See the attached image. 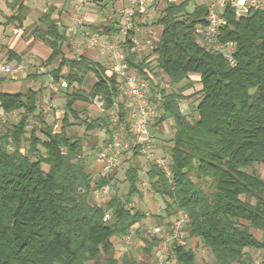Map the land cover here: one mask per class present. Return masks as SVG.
<instances>
[{
  "label": "trees",
  "instance_id": "16d2710c",
  "mask_svg": "<svg viewBox=\"0 0 264 264\" xmlns=\"http://www.w3.org/2000/svg\"><path fill=\"white\" fill-rule=\"evenodd\" d=\"M21 1L6 3L11 9L18 6L6 17L7 23L21 22ZM192 2L165 1L157 9L151 23L159 24L161 31L153 61L146 63L147 56L130 51L129 41L123 50L140 75L163 73L172 88L177 86L167 92L158 83L151 85L149 100L158 115L154 125L168 122L173 128L166 149L171 179L155 162L149 163L146 178L154 194L167 199L168 217L177 209L187 213L190 221L185 229L200 238L212 255V264H254L246 249L264 248V239L252 233L258 230L264 235V178L256 171L257 165H264V12L243 16L226 12L228 25L222 40L236 44V65L231 67L220 54L197 45L194 28L204 22L206 9L197 4L189 10ZM53 11L50 7L43 13L39 18L43 27L32 30L52 49L46 64L61 54L68 39ZM115 24L107 20L91 28L110 34L117 30ZM7 54V60H21L14 52ZM90 72L94 82L86 91L82 84ZM192 75L198 76L201 88L192 93L199 95L195 112L185 114L180 103L191 96L185 92L192 87ZM59 76L68 87L58 129L38 110L37 91L0 92L2 112L19 111L17 121L4 122L0 130V264H141L128 254L117 260L111 240L133 231L145 217L128 206L141 193L139 145L132 148L124 172L125 198L116 191L99 205L91 201V193L110 179L93 180L82 156V138L67 130L72 117L85 130H103L106 146L123 125L125 137L132 141L129 99L115 74L106 75L103 64L85 56L63 57L53 70L54 80ZM95 97L102 101L104 114L82 118L78 103L90 104ZM115 103L114 123L109 113ZM105 212L110 213L109 220L103 219ZM145 243L150 253L157 240L145 239ZM172 251L173 264H207L189 248L174 246Z\"/></svg>",
  "mask_w": 264,
  "mask_h": 264
},
{
  "label": "built area",
  "instance_id": "2783aa9c",
  "mask_svg": "<svg viewBox=\"0 0 264 264\" xmlns=\"http://www.w3.org/2000/svg\"><path fill=\"white\" fill-rule=\"evenodd\" d=\"M28 0H22L26 2ZM35 2H45L48 0H32ZM121 6L110 16L116 21V31L110 34L95 33L89 29L82 32V38L79 42H74V51L77 56H81L86 50H94L101 55H105L109 61L108 71L110 75L115 74L121 84L120 90L129 99L128 117L130 120V132L133 140H127L123 133V125L119 126V131L113 135L110 143L104 146L95 154V163L99 168L101 177H110L120 165L122 152L131 150L139 145L140 154L147 159L153 160L159 167L162 168L166 177L171 179V172L167 160L162 158H154V134H152L151 120L156 116V110L152 102L149 100L151 85L160 84L163 87L169 86V78L161 73L157 78L151 74L147 76L140 75L136 69L130 66L126 58V53L123 51V45L126 41L132 44V49L137 51L152 50L155 47L153 38H149L156 33L150 27V24L141 25V17L150 18L155 3L158 0H120ZM166 2H182L184 0H165ZM206 16L204 22L198 23L194 28L197 45L204 51L209 53H217L224 57L229 66L234 67L236 61L234 53L236 44L232 41L222 40V30L228 25L226 12L234 11L237 16H243L251 11L264 12V0H207L204 4ZM80 6L74 7L72 22L66 28L69 33H75V25L80 22L81 15L79 12ZM161 31V30H160ZM148 34V36H144ZM142 35V36H140ZM154 38H158L154 36ZM156 54L153 53V58ZM27 72V65L18 63L12 65L6 61H0V78L4 75ZM54 80V79H53ZM58 87L67 88L68 82L64 78L58 79ZM54 81L49 82L52 87ZM93 104L102 110V101L95 97ZM51 108V104L41 105L40 110L47 112ZM118 105L115 103L112 111L109 113L110 118L115 123L116 110ZM6 115H1V122L6 121ZM83 156V155H82ZM145 184V182H142ZM98 191L100 202H106L110 195V186L103 185ZM109 195V196H108ZM103 203V204H104ZM102 205V204H99ZM104 220L110 219V213L105 212ZM190 219L183 209L175 210L166 220L159 224L145 226L146 233L150 238H155L157 243L153 250V255L147 264H173L175 263L172 248L174 246H182L193 250L205 252L206 248L203 244L197 245V237L189 235L185 227ZM122 237V240L128 241L130 233Z\"/></svg>",
  "mask_w": 264,
  "mask_h": 264
},
{
  "label": "crops",
  "instance_id": "0c3cea01",
  "mask_svg": "<svg viewBox=\"0 0 264 264\" xmlns=\"http://www.w3.org/2000/svg\"><path fill=\"white\" fill-rule=\"evenodd\" d=\"M65 1L66 0H48L45 3L44 2L43 3L42 2H35L32 0L31 1L28 0L26 2L21 1V4L24 6V11L22 14L21 22L20 23H18V22L7 23L6 17L13 14L18 6L15 7L14 9H11L6 4L7 2H10V0H0V15L3 12H6L5 11L6 9L9 12V15H7L5 17V21L3 22V24L0 23V61H6L9 63H11V61H12V63H11L12 65H16L18 63H24L25 61H26V63H34L35 60H43L45 62L47 57L50 55L52 49L45 42H43L41 39L36 37V35L34 33H32V30L37 25L40 27H43L39 23V18L43 13H46L50 7H54V11L52 12V17L55 19H58V23H60L61 29L64 28L66 31V34L68 35V39L62 45L61 54L58 55L57 58L53 62H51L50 64H46V62H45V64L47 65L46 67H42L40 65L41 67L38 68V70L33 71V72H30L29 70H27V72H24V73H15V74L4 75L3 77L0 78V92L14 93V92H25L28 89H33V90L37 91V99L39 97H45L46 94L49 95L48 96L49 98H52V95H55V96L59 95V91L61 88L58 87L57 82H55L56 80H53L54 85L52 87L49 86V82H50L49 80L54 78L53 77V70H55L59 66L63 57H65V58H78L79 57L75 54L73 45H74V42L76 43V42H79L81 40L82 32L84 30L89 29L95 33L100 34V33H102V31H99L100 29L95 30V29H92L91 26L92 25H98L99 26L101 24L106 23V20H105L106 18H102L99 20V18L97 19L96 16L91 17V15H90V17H89V13L84 12L86 15V18L82 14V16H83V17L81 16L82 19H80V22L77 25H75V29H76L75 33H69L66 30V28L72 22V15H69L67 13V8H65L66 10L60 9V7L62 5H64ZM90 1L91 0H72L71 3L74 4L72 6H75L76 4H79V3L81 5V2H82L81 9L84 10L83 7H85L86 4H87V6L92 5V4H90ZM94 1H95V3H97L99 5H105V6H103L104 10L110 7V5H109V7H108V5H106L107 0H94ZM110 3H112L115 6L114 11H116V9L119 6H121L122 2L120 0H111ZM28 11L32 12L31 13L32 16L30 18H28V20H27V16H28L27 12ZM3 15H5V14H3ZM141 18L143 19V20H140L141 25H143L145 23L150 24V27H152L153 31L159 33V30H161V26L158 24L157 28H154V26L152 25L154 23H151L152 21H154V15L150 18H147V17H141ZM96 21H98V22H96ZM143 21H145V23ZM8 51L14 52V53H16V55H19L21 60L20 61H16L15 59H13L11 61L7 60V57H8L7 52ZM130 51L134 52V49H132V47H131ZM81 56L88 57L92 60H95V61L103 64L105 66V74L110 76V72L108 71L109 61L105 55H101V54L97 53L96 51L90 49V50L84 51ZM126 56H127V54H126ZM142 56H145V55H142ZM153 59H154L153 53H151L149 56H147L146 62L151 61ZM54 64H55V66H54ZM62 72H65V69ZM195 76L196 75H192L190 77L196 81H199L198 76H196V77ZM87 78H89L90 82L87 83V80H85L84 84H82V88L86 91H88L90 89L91 85L94 82L92 72L89 73ZM57 81H58V79H57ZM25 83H27V84H25ZM87 84H89L88 88H87ZM22 85H25L28 88L26 90H22L23 89V88H21ZM42 86H43V89H40V88H42ZM200 88H201V86H200ZM39 89L42 91H39ZM192 91H193V87H190L189 89L186 90L185 93L187 95H189V93H191ZM78 104L88 105L87 103H78ZM37 108H38V110H40L38 104H37ZM1 111L2 110L0 109V112ZM167 127H168L167 124L164 122L162 124H159V127H155L154 125H152L151 130L156 135V137L159 138V136L157 135L158 133L156 132L158 130V128L164 129V131H167L168 130ZM58 128L55 127V129H58ZM169 145H170V143H169ZM260 166L263 167L264 165L261 164ZM260 174L264 178L262 173H260ZM143 194H144V197L142 196V193L139 194L140 198L138 197V200H139V204L141 205V207H144V209L142 208V212L145 214V217L140 223H137L134 225L133 231H132V236L136 237L137 241H139V243H141L140 245L143 248L144 258H140V259L142 261H143V259H145L146 263H149V261L152 258L153 250H154L155 246H153L150 253L146 252L145 239H149L150 237L146 233L145 225L146 224L147 225L148 224H159V223L163 222L164 220H166V212H165V208H163V206L160 205V203H158L157 201L154 202V205L156 207L155 211L151 208H149V209H151V211L147 210V207H150L153 205L154 200L149 197L147 192L145 193V191H144ZM141 196H142V198H141ZM154 199H155V197H154ZM138 200H137V202H138ZM144 205H146V208ZM255 232H257L259 234V236H257L255 234ZM252 233L254 234V236L257 239H264V235L262 234L261 231L253 230ZM121 239H122V237H119V236H113L111 238L114 247L116 246L114 241L115 240H121ZM149 240H151V239H149ZM196 241H197V245L202 244V241L200 240L199 237H197ZM134 243H136V240H134ZM118 245H119V252L117 251V248L115 247L114 257L117 260H120L121 257L123 256V254H130V253L126 249H124L123 246H121V242ZM130 250H131V247H130ZM255 251H257L259 253V255L264 258V248L256 249ZM234 264H236V263H234ZM261 264H264V261H262Z\"/></svg>",
  "mask_w": 264,
  "mask_h": 264
},
{
  "label": "rangeland",
  "instance_id": "374dc122",
  "mask_svg": "<svg viewBox=\"0 0 264 264\" xmlns=\"http://www.w3.org/2000/svg\"><path fill=\"white\" fill-rule=\"evenodd\" d=\"M29 1H31V0H29ZM71 1L72 0H66L64 2V5H62L60 7V9L66 10L65 8H67V13L69 15H71V12L73 13V11H74L73 10L74 7L79 5L80 6V9H79L80 15L82 16V14H83V16L85 18H86V15L84 12H87V13H89V17L91 15V17L96 16V18L97 19L99 18V20L102 18H106L105 19L106 21L107 20L115 21L113 18L111 19L109 17L114 13V10H115V6L112 3H110L111 0H107L106 5H108V7L110 5V7L105 9V10L103 8V6H105V5H99V4L95 3L94 0L90 1V4H92V5L87 6V4H86L87 7L86 6L83 7L84 10L81 9L82 2H81V5L79 3V4H76L75 6H72L74 4L71 3ZM192 1L193 2L190 3V5H189V10H191L194 5L204 4L207 0H192ZM45 2H47V1H45ZM164 2H165V0H158L157 4L155 5V7L153 8V11H152V14H154V16L156 14H158L157 9L158 10L161 9L164 5ZM5 11L6 12H3L0 15V21H1L0 23H2V24L5 21V17L7 15H9L8 10L6 9ZM31 13L32 12H30V11L27 12V15H28L27 20H28V18H30L32 16ZM3 14H5V15H3ZM96 22H98V21H96ZM152 25L154 26V28H157V26H158V24H152ZM153 32L156 34H154L153 36H152V33L149 34V38H153V42L156 43L158 38L156 39V38H154V36L158 37L160 30H159V33L155 32V31H153ZM140 36H142V35H140ZM144 36H148V34H145ZM125 49H128L127 43L123 45V50H125ZM134 52L138 53L141 57H145V56H149L152 53V50H146V51H142V52L134 50ZM142 55H145V56H142ZM11 63H12V61H11ZM146 63H149V62L147 61ZM24 64L28 65L27 70H29L30 72L38 70V68H40L41 66L42 67L47 66L43 60H35L34 63H26V61H25ZM54 66H55V64H54ZM159 75L160 74L156 75L155 77L157 78ZM61 77L62 76H59L58 79H60ZM62 78H64V77H62ZM53 79H51V80L53 81ZM189 79H191L193 81L192 82L193 91L191 93H189V94H191V96H189L187 99H183L180 103V108H181L182 112L185 114L195 112L194 110H195V106L197 104L199 95L196 93L195 94H192V93L198 91L200 89V86H201L199 81H196V80L192 79L191 77ZM51 80H49V81H51ZM86 80H87V83L90 82L89 78H87ZM186 82L187 81H184L183 83H186ZM164 83H165V79H164ZM164 83L162 84L163 85L162 88L165 89L167 92H169L171 90H177V86L172 88L171 84L169 86H164ZM25 84H27V83H25ZM160 84H158V85L161 87ZM88 86H89V84H87V88H88ZM21 88H23L22 90H26L28 87L25 85H22ZM40 89H43V86ZM40 89H39V91H42ZM64 92H65V88L64 89L61 88L59 91V95H56V96L52 95V98H49L48 97L49 95L46 94L45 97H39L37 99V104L39 105V109H40L41 105L51 104L50 110L47 112H43V113L45 115V121L49 124H53L57 128L60 127V125H61V122H62L61 120H62V117L64 115V111H65L64 110L65 109L64 108V104H65ZM126 102H127V100H126ZM152 104L155 107L156 116H158L156 105L153 102H152ZM78 111H79V115L82 118H87L89 120L94 119L96 117H100L104 114L103 111L93 103H90L88 105L79 104ZM3 114L4 113L1 111L0 112V119H1V115H3ZM18 115H19V111L8 114V115H6L7 116L6 121H4V122H9V123L16 122L18 119ZM156 116L151 120V125L155 124ZM69 121L72 124H71V126L68 127L67 130L70 134H74V135H77L78 137L82 138L83 146H84L83 147V158L85 159L87 169L91 173L93 180L96 181L101 177V175L99 174V168L97 167V165L95 163V154L97 151H99L104 146V140L107 139V136L103 130H99V129L85 130L84 126L79 125L78 122L76 120H74L72 117H69ZM4 122L0 121V130H1V126H2V124H4ZM166 124L168 126L167 131H164V129H159V128L156 131L158 133L157 135L159 136V138H157L156 135L154 133H152V134H154V144H155V148L153 151L154 158L157 157V158H162L164 160L167 159L168 151L166 149L170 143V138H171V135L173 132V128H172L170 123L167 122ZM154 126L159 127V124L154 125ZM31 127H32V120L30 122V125L27 127V129L29 130V129H31ZM39 149H41V151H43V149L40 146H39ZM131 152H132V149L131 150H125L122 152L119 167L117 168L116 171H114L110 175V177H107L110 179V182L108 183V185L110 186V192H109L110 196L112 194H115L116 191H117V195H119L121 198H125V196H126L125 194L127 191V185H126V182L124 180V172H125V169L127 168V166L130 164V156H131L130 154H132ZM136 161L138 162V164L141 168L140 182L138 185H139L140 191L142 193V196L144 197L143 192L145 191V193L147 192L149 197L154 200L153 205L150 207H147V210H150V211H151V209H153L154 211L156 210V207L154 205L155 201L160 203V205H162L163 208H165V205H166L165 203L167 202V199L162 198L161 196L154 194V192L150 189V186H149L147 178H146V171L148 169L149 163L153 162V160L147 159L144 155L140 154L136 158ZM43 168L46 169L47 166L43 165ZM256 171L262 173V175L264 176V166L262 167L260 165H257ZM142 182H145V184H142ZM96 190H98V189H94L91 193V201L93 203H96V204H103L104 202H100L101 197H99L98 191H96ZM142 196H141V198H142ZM138 197L140 198V196H138V195H135L134 197H132V199L129 201L128 206L132 207L135 210H141L142 211V208L144 209V207H141V205L139 204ZM154 197H155V199H154ZM137 200H138V202H137ZM144 206L146 208V205H144ZM149 208H151V209H149ZM166 218H168L167 215H166ZM148 225H152V224H148ZM145 226H147V224ZM129 233H130V238L128 241H124L122 239L114 241L115 245H116L115 247L117 248V251L119 252V245L118 244L121 242V246H123L124 249H126L130 253L128 255H130L132 258L136 259L141 264H147L145 259H143V261L140 259V258H144V253H143L144 251H143L142 246L140 245L141 243H139V241H137L135 236H132V231H130ZM255 234L257 236H259V234L257 232H255ZM149 239H152V238H149ZM134 240H136V243H134ZM115 247H114V255H115ZM130 247H131V250H130ZM255 250L256 249H252V248L246 249V251H248L252 255V257L254 259V264H261V262L264 261V258L262 256H260L259 253ZM195 254L197 256L198 261H201V262H204L207 264L213 263L212 255L208 251L207 248H206L205 252L198 250L195 252Z\"/></svg>",
  "mask_w": 264,
  "mask_h": 264
}]
</instances>
